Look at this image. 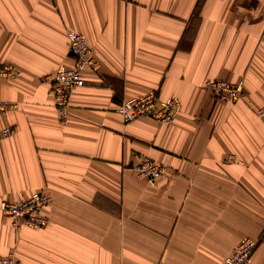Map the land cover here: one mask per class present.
Masks as SVG:
<instances>
[{"label":"crops","instance_id":"crops-1","mask_svg":"<svg viewBox=\"0 0 264 264\" xmlns=\"http://www.w3.org/2000/svg\"><path fill=\"white\" fill-rule=\"evenodd\" d=\"M68 30L98 62L72 90L68 122L46 77L72 64ZM0 202L51 197L45 228L13 229L0 256L20 264H221L264 231V0H0ZM243 81L235 102L205 81ZM176 96L169 124L124 123L120 100ZM162 164L153 185L131 169ZM245 264H264V234Z\"/></svg>","mask_w":264,"mask_h":264},{"label":"built area","instance_id":"built-area-1","mask_svg":"<svg viewBox=\"0 0 264 264\" xmlns=\"http://www.w3.org/2000/svg\"><path fill=\"white\" fill-rule=\"evenodd\" d=\"M67 35L72 64L69 66L61 65L46 77L52 81L54 105L62 123L68 122L67 111L72 90L84 84L83 68L88 67L94 71L98 69V62L87 39L76 31H68ZM15 75L16 71L12 67L0 63V76L12 77ZM205 86L215 91L219 99L230 102L238 101L243 93L242 80L237 82L221 79L207 80ZM14 106L15 104L0 99V115ZM178 110L179 99L176 96L161 98L155 90L148 91L141 96L123 98L116 107V112L121 116L124 123L145 117L161 124H168L175 118ZM256 114L258 116L264 115V104L256 109ZM12 133V128L0 126V137H7ZM131 169L138 179L145 180L151 185L165 171L162 164L145 156H138ZM50 201L49 195L35 191L24 200H2L0 210L10 219L13 228L20 225L38 228L48 223V216L42 212V208ZM261 239L262 236L241 239L221 264H245ZM0 264L20 263L14 254L9 253L0 256Z\"/></svg>","mask_w":264,"mask_h":264},{"label":"rangeland","instance_id":"rangeland-1","mask_svg":"<svg viewBox=\"0 0 264 264\" xmlns=\"http://www.w3.org/2000/svg\"><path fill=\"white\" fill-rule=\"evenodd\" d=\"M68 31H75V30H68ZM68 31H67V32H68ZM76 32H77V31H76ZM67 36H68V35H67ZM68 39H69V38H68ZM0 63L3 64V65H9L10 67H12V68L16 71V75H15V76H12V77H2V76H0V77H2V78H7V79H13V78H16V77L19 75V71H18V70H17V69L11 64V63H6V62H2V61H0ZM0 99L5 100V101H7V102H9V103L15 104L13 101H10V100H7V99H3V98H0ZM15 106H16V104H15ZM15 106H14V107H15ZM14 107L8 108L7 110L13 109ZM7 110H6V111H7ZM6 111H4V112L0 115V117H1ZM172 121H173V120H172ZM172 121H171V122H172ZM171 122H170V123H171ZM168 124H169V123H168ZM0 126H2V127H10V128L13 129V133H14V127L9 126V125H1V124H0ZM13 133H12V134H13ZM12 134H11V135H12ZM11 135H10V136H11ZM10 136H7V137H10ZM7 137H0V139H1V138H7ZM38 192H39V191H38ZM31 194H32V193H31ZM31 194H30V195H31ZM30 195H29V196H30ZM27 198H28V197H27ZM50 198H51V197H50ZM25 199H26V198H25ZM22 200H24V199H22ZM49 203H50V202H49ZM49 203H48V204H49ZM48 204H47V205H48ZM47 205H46V206H47ZM42 209H43V208H42ZM42 212H43V210H42ZM43 213H44V212H43ZM45 214L48 216L47 213H45ZM9 220H10V219H9ZM48 221H49V217H48ZM10 224H11V221H10ZM47 224H48V223H47ZM47 224H46L45 226H43V227H38V228H33V227H29V226H24V225H20V226L17 227V228H13L12 225H11V227H12L13 229H15V230H17V229H19V228H21V227H28V228H33V229H42V228H45V227L47 226ZM263 234H264V231L261 233L260 236H263ZM260 241H261V240H260ZM260 241H259V242H260ZM257 245H258V244H257ZM257 245H256V246H257ZM255 248H256V247H255ZM255 248H254V249H255ZM253 251H254V250H253ZM252 253H253V252H252Z\"/></svg>","mask_w":264,"mask_h":264}]
</instances>
